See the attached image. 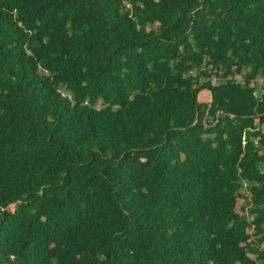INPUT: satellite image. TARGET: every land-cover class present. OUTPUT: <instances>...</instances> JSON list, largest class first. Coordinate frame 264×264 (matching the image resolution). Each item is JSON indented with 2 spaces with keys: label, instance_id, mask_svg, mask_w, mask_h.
Here are the masks:
<instances>
[{
  "label": "trees",
  "instance_id": "16d2710c",
  "mask_svg": "<svg viewBox=\"0 0 264 264\" xmlns=\"http://www.w3.org/2000/svg\"><path fill=\"white\" fill-rule=\"evenodd\" d=\"M260 75L264 0H0V264H264Z\"/></svg>",
  "mask_w": 264,
  "mask_h": 264
},
{
  "label": "rangeland",
  "instance_id": "374dc122",
  "mask_svg": "<svg viewBox=\"0 0 264 264\" xmlns=\"http://www.w3.org/2000/svg\"><path fill=\"white\" fill-rule=\"evenodd\" d=\"M239 78V80H242V76H239L238 77ZM222 80H220V79H218V78H216V77H214L213 79H212V83L213 84H218V83H220ZM257 83H258V86H259V88H258V90H257V94H259L261 91H262V87L264 86V76H262V75H260L259 77H258V81H257ZM207 94V96H203V94ZM199 100H200V102H210L211 100H212V98H211V92H210V90H208V89H205V91L204 92H200V94H199ZM243 191H245V189H243ZM15 208V204H12L11 206H10V209H14Z\"/></svg>",
  "mask_w": 264,
  "mask_h": 264
},
{
  "label": "water",
  "instance_id": "95a60500",
  "mask_svg": "<svg viewBox=\"0 0 264 264\" xmlns=\"http://www.w3.org/2000/svg\"><path fill=\"white\" fill-rule=\"evenodd\" d=\"M211 97H213V94H212V92H211ZM212 101V100H211ZM201 102H200V100H199V98H198V101H197V106L200 104Z\"/></svg>",
  "mask_w": 264,
  "mask_h": 264
},
{
  "label": "crops",
  "instance_id": "0c3cea01",
  "mask_svg": "<svg viewBox=\"0 0 264 264\" xmlns=\"http://www.w3.org/2000/svg\"><path fill=\"white\" fill-rule=\"evenodd\" d=\"M205 91V89H203L201 92H204ZM211 92V91H210ZM200 94V93H199ZM203 96L205 97V96H207V94H203ZM212 98V97H211Z\"/></svg>",
  "mask_w": 264,
  "mask_h": 264
}]
</instances>
